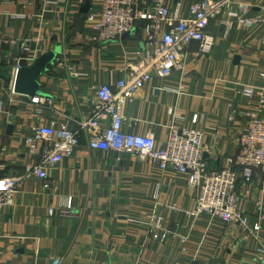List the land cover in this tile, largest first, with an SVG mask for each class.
Wrapping results in <instances>:
<instances>
[{"label": "crops", "instance_id": "crops-1", "mask_svg": "<svg viewBox=\"0 0 264 264\" xmlns=\"http://www.w3.org/2000/svg\"><path fill=\"white\" fill-rule=\"evenodd\" d=\"M195 1L201 0L168 5L186 17ZM212 1L222 11L208 24L211 52L201 55L191 43L181 69L153 77L123 105L122 115L126 133L150 134L158 148L172 128L202 132L204 158L219 170L235 168L229 160L238 154L249 115L264 118V0ZM86 2L90 8L83 13ZM100 2L0 0V177L19 179L11 204L0 208V264H264L262 174L237 183L239 208L260 226L259 240L245 241L234 224L187 215L197 191L183 176L128 153L96 150L91 134L80 130L95 89L122 77L143 51L142 23L118 40L94 39L88 16ZM238 18L253 23L237 27ZM37 63L41 94L18 93L17 73ZM242 87H251L253 96L242 97ZM42 126L64 127L80 140L70 156L47 169L44 181L31 173L42 145L30 154L26 144ZM67 204L71 216L60 217ZM153 216L161 218L156 239L148 231Z\"/></svg>", "mask_w": 264, "mask_h": 264}, {"label": "built area", "instance_id": "built-area-1", "mask_svg": "<svg viewBox=\"0 0 264 264\" xmlns=\"http://www.w3.org/2000/svg\"><path fill=\"white\" fill-rule=\"evenodd\" d=\"M221 3L212 0L193 2L186 17L171 10L168 0H101L96 13L88 16L94 39L108 43L132 33L137 23L143 24L145 37L142 56L127 63L123 76L110 79L95 89L89 118L79 123L82 131L92 136L91 147L105 152L128 153L147 161L161 171L172 170L183 176L196 197L188 216H207L223 225L234 224L242 233V240L260 238V226L251 224L250 217L239 208L237 183H249L255 172L264 176V118L249 115L248 122L238 139V154L229 160V167L219 170L209 168L202 148L203 133L189 128H172L164 147L158 148L152 135H137L123 130L122 108L133 102L135 93L153 77L167 78L181 69V58L187 46L198 44V53L207 55L213 47V38L207 28L211 20L221 13ZM242 12V11H241ZM237 27L253 23L250 19H237ZM223 26L231 28L224 22ZM23 48L28 45L23 43ZM20 66L15 67V73ZM264 81V73L260 74ZM248 99L254 94L251 87L239 90ZM45 104L50 100L45 99ZM38 104V102H37ZM29 153L42 145L39 163L31 169L40 180L47 179V169L61 163L79 146L76 133L64 127H36L26 140ZM19 183L15 177H0V208L12 202ZM44 187H48L47 184ZM262 209V202L256 203ZM71 207L59 211L60 217L71 216ZM56 211L49 210L53 215ZM149 234L154 239L162 229L161 218L152 217ZM260 244V243H259ZM260 249L264 246L260 244Z\"/></svg>", "mask_w": 264, "mask_h": 264}, {"label": "water", "instance_id": "water-1", "mask_svg": "<svg viewBox=\"0 0 264 264\" xmlns=\"http://www.w3.org/2000/svg\"><path fill=\"white\" fill-rule=\"evenodd\" d=\"M89 2H86L85 6L82 8L83 13H87L89 11ZM129 34L124 35L123 37H126ZM238 60V58H235ZM40 75V66L37 63L36 66L31 68H24L19 70L16 76V84H15V90L18 93L26 94L28 96H35L40 95V91L38 89L37 84V78ZM9 131H11V127L9 128Z\"/></svg>", "mask_w": 264, "mask_h": 264}, {"label": "trees", "instance_id": "trees-1", "mask_svg": "<svg viewBox=\"0 0 264 264\" xmlns=\"http://www.w3.org/2000/svg\"><path fill=\"white\" fill-rule=\"evenodd\" d=\"M139 25H140V23H137L136 27L139 26Z\"/></svg>", "mask_w": 264, "mask_h": 264}]
</instances>
